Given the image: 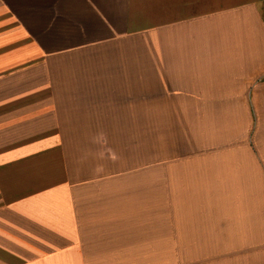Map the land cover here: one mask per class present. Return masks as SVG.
<instances>
[{
	"label": "crops",
	"instance_id": "0c3cea01",
	"mask_svg": "<svg viewBox=\"0 0 264 264\" xmlns=\"http://www.w3.org/2000/svg\"><path fill=\"white\" fill-rule=\"evenodd\" d=\"M180 251L264 264V0H0V264Z\"/></svg>",
	"mask_w": 264,
	"mask_h": 264
},
{
	"label": "rangeland",
	"instance_id": "374dc122",
	"mask_svg": "<svg viewBox=\"0 0 264 264\" xmlns=\"http://www.w3.org/2000/svg\"><path fill=\"white\" fill-rule=\"evenodd\" d=\"M181 242L189 241L191 238H180ZM182 249H191V245H180ZM162 264H191V251H180L179 253H164Z\"/></svg>",
	"mask_w": 264,
	"mask_h": 264
}]
</instances>
